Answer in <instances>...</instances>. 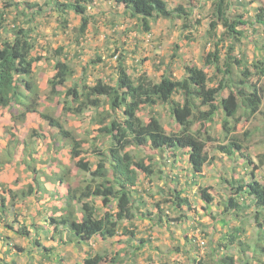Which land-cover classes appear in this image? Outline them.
Instances as JSON below:
<instances>
[{"label":"trees","instance_id":"16d2710c","mask_svg":"<svg viewBox=\"0 0 264 264\" xmlns=\"http://www.w3.org/2000/svg\"><path fill=\"white\" fill-rule=\"evenodd\" d=\"M111 1L116 7H122L124 15L135 20V24L142 32H149L150 24L154 20L159 18L182 19L185 14L183 6L177 5L170 8L165 0ZM19 3L16 0H4L0 12L1 30L5 29L7 14L11 9H14L15 12L11 24L3 32L6 34H0V108L8 110V114L15 125L17 122H22L27 113L37 114L49 128L55 130L54 135L57 134V137L55 136L49 142L51 147L55 142L60 143L52 153H56L57 150L59 152L64 151V146H68L66 156L69 160H73L75 165V169L70 170L66 163L57 162L55 167H57L58 172H54V170L49 174L44 172L46 177H57L59 182H65L68 186L67 196L61 207L62 213L56 217L51 216L48 219L49 224L54 229L66 228L69 232L66 234L68 241L73 240L77 244L87 243L97 236L107 239L120 233L134 235L132 229L130 230L123 225V222H129L132 227H135L133 220L136 216V209L139 207L136 206L133 195L136 193V188L133 187H136L138 183L140 184L141 175L146 178H151L153 174L160 175V170L164 165L163 161L158 164L152 155L158 154L159 157H163L162 159H170L178 154L180 157L186 154L192 171L199 174L214 161L216 151L227 157H232L237 151L244 158L246 164H253L248 171L240 172L237 178L234 176L235 172L231 173L230 177L219 176L218 185L214 191L212 185H200L198 188V196L206 206L210 203L215 205L214 200L220 198L221 208L217 207L215 213L197 212L196 218L190 216L186 212L193 210L190 198L182 197L180 190L174 186V189L167 187V189L161 190V199L152 204L154 207L152 216L155 217V224L165 222L168 229L170 225H176V222L185 223L190 220L191 224L185 230L183 229V237L186 241L184 244L190 246L189 250H184V254H190V250L196 252V256L189 255L192 264H264V243L260 245V253L257 250L253 251L250 247L255 237H264V183L261 182V179V181L258 180L256 176V171L260 165L251 160H246L247 156L242 152L244 146L240 138L236 135L227 136L234 131V126L240 118L244 117V119L249 120L258 113L262 102L263 91L260 82L264 77V59H257L248 65L241 58L234 56L233 51L236 40H239L244 34V30L239 26L253 25L255 27L258 24L264 27V7L258 8L253 18L245 19L242 14L234 17L228 16L230 0H214L212 2L214 17L209 21L207 32L215 35L217 27L219 25L223 27L221 36L213 43V49L203 57V65L214 69L213 84H210L211 79L203 67L188 64L183 66V74L179 78L174 76L170 66L166 64V68L158 80L152 79L136 64L135 71L137 74L133 77V74L129 73L124 59L119 57L115 66L114 80L110 78V82H108L99 78L93 84H88L81 82L80 79V81L73 82L71 86L66 88L62 93L61 110L76 116L91 110L88 123L91 126L96 125L93 141L107 137L106 151L100 152L98 160L92 162L83 156L81 146L82 142L85 141L84 139H80L75 131L67 129L60 116L39 110L41 91L36 79L34 63L47 59L48 56L33 54L37 40L32 36L36 27L32 22L35 17L33 12L37 11L40 14L41 6L29 2ZM91 3L92 0H64L63 2H54V8L59 14L70 10L79 15L78 32L81 36L91 17L87 13ZM238 4L243 6L240 2ZM243 8L245 9V6ZM18 15L26 16L27 20L20 24L17 22ZM61 19V27L65 31L67 19L66 17ZM25 22H27L26 26L24 25ZM225 36L231 39V43L226 46L223 59H221L222 52L219 45ZM50 54L53 56L51 65L54 72L46 83L48 86L47 96L51 97L60 94L59 87L63 86L72 76L73 68L66 59L62 58L61 47L52 49ZM174 57L175 54H172L170 58ZM221 60L222 62H220ZM163 61L162 59L159 60L160 63ZM234 64L242 66L237 82L230 80L231 65ZM251 69H254L255 80L253 81L249 80L250 75H252ZM217 73L221 74V78L218 80ZM226 89H228V94L217 100L218 95ZM156 105L167 107L170 118L175 125L173 129L167 130L162 125L158 114L152 111L151 108ZM142 107L149 108L150 114L147 120L138 115V110ZM218 111L223 113L221 129L225 133L224 137H230L227 142L223 143L217 142L210 135L213 119ZM231 118L234 120L232 124ZM43 135L40 134V137ZM17 139L14 135H10L3 154L6 160L0 161V167L13 159L12 149L19 144ZM22 143V153L26 158L28 143L24 141ZM146 145L151 149L152 155L147 153L145 156L136 157L131 150L133 147ZM93 147V151L98 152V147L94 145ZM162 152L165 154L161 155ZM262 164L263 162H261ZM25 165L29 166L26 163ZM77 171L83 173L81 174L82 180L72 185L70 179ZM167 174V172L163 174L166 179L164 183L170 182L167 177L169 174ZM246 178L249 180L245 181ZM37 179L36 176L33 178L34 186L27 184L20 190L9 189L5 184L0 183L1 212L8 205H6V197L2 193L9 197L8 203L15 199L25 198L33 193L35 186L39 184ZM222 189H226L227 196L225 199L220 193ZM245 195L252 198L248 203H245L244 200V205H241L238 197ZM216 196L217 198H215ZM95 199L100 201V208H104L102 213L97 212ZM138 201L143 202L142 198H139ZM162 203H168V209L174 208L179 211V214L169 219L168 213L160 207ZM206 206L203 209L209 210V207ZM168 209H166L167 212ZM141 213L143 215V212ZM206 214L214 221L222 219L221 227L226 225L228 231L226 233L221 232L218 238L213 239L207 232L208 225L200 221V218ZM0 219L3 220V216H0ZM231 220H237L238 224L229 226ZM194 224L196 229H199V237L205 239L202 254L199 251L200 247L196 236L188 233L189 230H196ZM252 224L257 232L250 236L247 235V231L252 227ZM4 227L19 237L26 238L29 236V230L25 224L16 230L8 223H4ZM0 239L5 242L8 241V243H11L12 240L7 234ZM143 241L140 240L133 247L134 249H124L125 255L122 257L128 259V256L131 255L130 258L135 261V252L143 245ZM31 244L30 248L42 247L47 250L37 239L32 240ZM177 245L174 247L175 251L180 248L179 242ZM17 248L22 250L21 246L17 245ZM108 255L107 249L101 253H88L83 263H115L119 259L118 253H115L111 258ZM116 263L127 264L123 260ZM176 263L178 261L175 260L172 263L162 262L161 264ZM179 264L183 263L179 261Z\"/></svg>","mask_w":264,"mask_h":264},{"label":"rangeland","instance_id":"374dc122","mask_svg":"<svg viewBox=\"0 0 264 264\" xmlns=\"http://www.w3.org/2000/svg\"><path fill=\"white\" fill-rule=\"evenodd\" d=\"M20 2L19 4H22L23 2H29L30 4H38L41 6V10H39L40 14L37 13V11H34L35 17L33 24L36 25L34 31L32 32V36L36 38L37 45L36 49L33 51L34 55L42 54L45 51V54H48V47L45 48V42H51L54 43V46L58 42H63L64 40H67L71 33L73 32L72 28L76 27L80 23V17L79 15H76L73 11H66L63 14H59L56 9L54 8V2H63L64 0H17L16 2ZM68 1V0H67ZM72 1V0H70ZM104 4L102 6H97L95 9H87V13L90 17L89 23L86 28V32L84 35L88 34L86 39L87 44H83L82 58H78L73 62V74L72 76L67 80V82L60 86V94L58 96H47L48 94V86L45 89V79L51 72V62L48 65H41L38 64L36 67V79L38 82V85L40 86V103H39V110L40 111H46L52 115L60 116L62 122L64 123V126L67 129L73 130L76 132L77 136L80 139H84L85 141L82 142V151L83 156L88 158L92 162H96L99 158L100 152H105L107 148V137H101L99 140H94V134L96 125H92L88 123V116L90 114V111L84 112L82 115L76 116L70 113H64L61 110L62 106V100L63 96L62 93L72 85L73 82L80 81L86 82L88 84H93L96 79L102 78L105 81L110 82V78L114 80L115 78V66L117 64V60L119 57H122L124 59L125 64L128 66L129 73L133 74L132 76L135 77L137 74V71H135L136 64L138 65V68L145 71L152 79L158 80L160 75L164 72V69L166 68V64L170 66V70L174 74L175 77L179 78L183 74V66L185 65H197L199 67H203L204 70L207 72L208 77L211 79L210 84H213L212 82V76L214 74V69L212 67H205L203 65V57L206 55L207 52L211 51L213 49V43L218 40V37L221 36V33L223 31V27L219 25L215 31V35L208 34V24L209 21L214 17L212 14V2L214 0H178L176 3L173 0H169V6L173 5H181L183 6L185 10V14L183 15L182 19H163L159 18L157 20L152 21V31H151V40L143 43L141 40V37H132V34H127L128 31L124 32L125 29L119 30L120 32L123 31V33H114L117 34L115 37V41L110 39V32H111V25L115 26H122L123 24H130L128 27V30H131V32L136 31L135 26L132 24L135 23V20H132L128 18L126 15H124V11L122 7H116L114 3L108 0H103ZM255 2L254 6L257 7L260 5L264 6V0H243L245 6V9L243 6L239 5L238 2H235V0H230L231 5L228 9V16L234 17L239 14L243 15V18L249 19L253 18L255 12L250 10L248 3L249 2ZM3 2L4 0H0V12L3 8ZM47 2V3H46ZM24 4V3H23ZM21 6V5H20ZM251 6V5H250ZM29 10V9H27ZM36 10V9H34ZM247 10V12H244ZM91 11L93 14H91ZM7 19L5 21L4 28L7 29L8 25L11 24L12 18L15 16L14 9H11V11L7 14ZM67 19L66 24V31H64L61 27L62 19ZM186 18V19H184ZM24 20H27L26 16L18 15V21L20 24L24 22ZM186 23H185V22ZM22 22V23H21ZM27 22L24 23L26 26ZM91 24H94L96 26V30L91 27ZM166 26V27H165ZM130 27L132 29H130ZM169 28V35L167 38L161 37L159 40L152 37V34L154 33L155 36L159 33L161 34L165 28ZM134 28V29H133ZM239 28H242L244 30L243 36L236 40L233 55L241 58V60L245 61L248 65H250L252 62H254L257 59H264V27L262 25L256 24L255 27L253 25H241ZM0 29V34H6L3 33L4 30ZM138 31V29H137ZM142 32V31H141ZM123 34V38H122ZM142 33H140L139 30V36H141ZM8 36V34H7ZM161 35H158L160 37ZM231 43V39L227 36L224 37V40L220 43L219 47L221 48V59L223 56V53L226 49V46ZM177 45V48L175 46ZM48 46V45H47ZM53 47H51V50ZM172 54H175L174 58H170ZM69 55V52H68ZM116 55V56H115ZM164 60L163 63H160L159 60ZM141 60V62H140ZM104 63V65L102 64ZM139 62L140 64H138ZM222 62V60L220 61ZM47 63V62H46ZM50 65V66H49ZM41 66V67H40ZM221 66V64H220ZM231 82H237L242 66H236L231 65ZM254 69H251V74L249 80H255ZM41 72L40 74H38ZM217 80L221 78V74L217 73ZM260 86L262 88V102L259 108L258 113H256L252 118L249 120L244 119V117L240 118L239 122L235 124L234 131L230 135L232 136L236 135L238 138L241 139V143L243 144L244 148L242 149V152H244L247 156L248 161H252L258 165L261 166V175L262 183H264V77L260 82ZM228 94V89L223 90L219 95L218 99L222 97H225ZM69 100V99H67ZM153 112H156L158 114V117L160 118V121L162 125L167 129H173L175 127L174 122L170 118L169 111L167 107H164L162 105H156L152 108ZM9 113L8 110L2 109L0 110V117L3 116V113ZM149 108L142 107L138 110V115L143 118L144 120H147L149 115ZM37 115V114H36ZM38 116V115H37ZM39 117V116H38ZM40 118V117H39ZM41 119V118H40ZM223 119V113L221 111H218V113L214 117V121L212 123L211 129H210V135L213 136L217 142H227L229 138H225V133L221 129V121ZM42 120V119H41ZM43 121V120H42ZM44 122V121H43ZM234 123V120L231 118V124ZM45 126L43 125L39 127L38 129L30 128L27 131V135H25L22 140L21 134L19 138L17 137V134L13 131V129H16V126H4L3 129L0 128V143L1 141H5L6 138L10 139V135H14L17 137L19 144L16 146V148L12 149L13 154L17 152L19 149L22 141L28 143V147H26V154L31 153V151H34V154L38 155L35 156L33 159L34 162L31 161L32 156H27L26 158L23 155V159L20 161H15L16 170L18 165L26 164L36 166L37 164H43L52 166L56 159L58 162H62L63 160H66L67 166L70 168V170L75 169L74 161L69 160L67 156L63 153V151L59 152V150L55 151L56 153H52V151L56 150V148L60 145V143L55 142L53 144V147L50 146V143L53 138L57 134L54 135L53 133H50L46 127V123L44 122ZM35 130V132H34ZM43 131L47 132V135H43ZM40 134L43 135L40 137ZM97 146L98 149L95 153L93 151V145ZM6 142V141H5ZM66 143V141L64 140ZM25 143V144H26ZM58 143V144H57ZM106 143V144H103ZM2 144V143H1ZM57 144V145H56ZM216 145V143H213ZM211 144L212 146H214ZM67 145V144H66ZM25 146V145H24ZM69 147L64 146L63 150H67ZM5 148L3 150L0 149V161H5L6 157L3 155ZM132 152L136 155V157L145 156L148 154H151V149L148 148V146H142V147H133ZM165 153L162 152L161 155H164ZM219 157L216 158V161H214L215 166H223V153L216 151L215 153ZM155 156H158V154L152 155V158L154 160ZM226 156V155H225ZM227 158V157H226ZM161 157H159V160L161 161ZM244 159L237 151L235 152V156L231 157V159L227 158L225 161V165H228V162L230 163L229 166L233 167V164L237 165L239 164V160ZM13 159H11L12 161ZM184 160V159H183ZM157 161V160H156ZM216 162V163H215ZM261 162L263 164L261 165ZM251 164V163H250ZM183 161L180 160V167L183 168ZM167 168H162L160 170L161 178L163 179V174L167 171L171 172L172 168L168 166H164ZM219 168V167H218ZM216 167H211L209 165V168L206 169V179L201 180L207 184H210L214 187L213 191L217 188V170ZM227 169H230V167H227ZM168 172V174H169ZM82 172L77 171L74 176L70 179V183L72 185H75L77 182H81L82 180ZM167 174V175H168ZM19 180L22 181L25 179L24 175L21 176L20 173ZM154 178H156V175L153 174ZM153 176L151 178H148L150 184L146 189L143 188V183H146V177H143L141 175L140 180V188H142L143 191H140V198H142L143 202H139V194L137 191L135 194V200H136V206L138 209H136V216L133 220L134 226L132 227L129 223L125 225L128 229H132L134 231V237L133 240H135L137 243L140 242V240H154V241H164L166 240L165 244L171 245L169 243L170 239L173 243V246L180 240H183V229L185 230V224L186 222H176V225H170L169 229L166 228L165 222L161 224H155L154 215L152 216V209L153 203L155 200H157V196L159 195L160 190L167 189V187L173 185L179 188L180 186L176 183H172L171 181L168 183H163L158 179H153ZM166 180V179H165ZM204 183V184H205ZM149 183H146L148 185ZM169 184V185H168ZM164 187L162 189L159 186ZM186 187V186H185ZM221 191L220 193H222ZM144 196V197H143ZM190 198L192 202V208L193 210H188V214L192 217L196 218L197 210V200H198V194L193 190H190L187 192V198ZM196 207H193L195 206ZM168 203H162L160 204V207L163 208V211L168 213V218H173L179 214V211L173 209H168ZM168 209V212L167 210ZM143 212V215L142 213ZM191 217V218H192ZM190 221V220H189ZM205 223V222H203ZM251 223V222H250ZM207 224V223H205ZM252 226V225H251ZM195 229L197 228L194 224ZM217 229V228H216ZM249 229V228H248ZM252 229V227H251ZM209 230V228H207ZM172 233H170V232ZM257 232L256 229H252L248 235H252V233ZM167 233L169 235V238L167 236ZM189 235L196 236L197 243L200 247V252H203V242H205V239L199 237V229L196 230H189ZM211 233V232H209ZM129 235V234H124ZM141 235V236H139ZM255 235V233L253 234ZM18 243L13 242V244L21 246L22 244L25 247H31L32 240H35L33 236H28L26 238L24 237H15L14 238ZM97 242V241H95ZM93 242V247H98V242L95 244ZM115 241H113L114 243ZM264 243V237L261 236L255 237L253 243L250 245L253 251H256L260 253V245ZM33 244V243H32ZM111 245V244H110ZM110 245L102 244L103 246L107 247L106 249L112 250ZM159 249L157 252H155L154 249H148L146 251H140L136 250V256L135 261L131 258L127 259V264H161L162 262H169L172 263V260H176L179 255H183L181 252L170 253V250L168 247H164V245H161L156 247V249ZM256 248V249H255ZM101 250V249H100ZM122 252V250L119 251V253ZM35 254V253H34ZM114 255V252L112 253ZM38 255H34L33 258H36L37 261ZM76 256L73 255V259H70V264H76V262H80L79 260H76ZM63 256H61V259L55 264H62ZM124 262H126V259H122ZM35 261V262H36ZM119 259L116 261L118 262ZM121 261V260H120ZM115 262V263H116ZM53 263V262H52ZM113 264V263H112ZM215 264V263H214Z\"/></svg>","mask_w":264,"mask_h":264},{"label":"crops","instance_id":"0c3cea01","mask_svg":"<svg viewBox=\"0 0 264 264\" xmlns=\"http://www.w3.org/2000/svg\"><path fill=\"white\" fill-rule=\"evenodd\" d=\"M17 1V0H16ZM111 1V0H108ZM167 2L168 7L170 8H174L175 6H177L175 4L170 5L169 6V0H165ZM175 3L178 0H173ZM112 2V1H111ZM235 2H240L243 3V0H235ZM113 3V2H112ZM255 2H249V9L254 12L257 11L258 8L264 7L263 5L257 6V7H252L254 6ZM104 1L103 0H92V3L90 4V6H88V9H95L97 6H103ZM251 5V6H250ZM247 10H245L246 12ZM91 14L92 11H91ZM152 24H150V31L149 32H141L142 35L139 36V29L137 27V25L135 23H133L132 25L135 26V30L131 32V30H128L129 25L130 24H123L122 26H113L111 25V32H110V39H112V41L115 39L117 34L114 33H123V31H119L122 27V29H125L124 32L128 31L127 34H132L131 37H141V40L143 43H146L148 41L151 40V31H152ZM79 26V25H78ZM78 26L73 27L72 30L73 32L71 33V35L69 36V38L67 40H64L63 42H58L55 46L54 43L52 44L51 42H45V48L48 47V58L46 59H42L38 62L34 63V71L37 75L36 72V67L38 66V64L40 63L41 65H48L53 63V56L50 54L51 53V47H53V49L55 50L58 47L62 48L63 51V59H66V61L72 66L73 62L75 60H77L78 58H82V56H80L82 54V45L83 44H87V40L86 37L88 34L84 35L86 32H83V34L81 36H79V32H78ZM91 27L93 29L96 30V26L94 24H91ZM132 27V26H131ZM130 27V29H132ZM166 27V26H165ZM134 29V28H133ZM138 29V31H137ZM67 30V29H66ZM65 30V31H66ZM158 35H161L160 37H158ZM155 36V34H152V37L155 39H160L161 37H163V35H165L163 38H167V36L169 35V28H165L163 30V32L160 34H158ZM122 38H123V34H122ZM115 41V40H114ZM48 45V46H47ZM69 52V55H68ZM42 56L46 55L45 51L44 53L40 54ZM47 62V63H46ZM102 64L104 65V63L102 62ZM50 66V65H49ZM41 67V66H40ZM39 68V67H37ZM73 68V67H72ZM54 70L53 68H51V72L49 73V75L46 77L45 82H47V79L53 74ZM41 72H39L38 74H40ZM38 77V75H37ZM102 79V78H101ZM47 87V83L45 84V89ZM40 88V86H39ZM41 91V90H40ZM5 109V108H0V110ZM13 126L15 125V123H13V121L11 120V117L8 113L4 112L3 116L0 117V128L3 129L4 126ZM43 125V127L45 126L44 122L35 114V113H27L25 119L22 122H17L16 123V129H13V131L17 134L19 133V135L21 134V138H19L18 134L17 137L19 139L22 140V138L27 135V131L30 128L33 129H38L39 127H41ZM47 129L49 128L46 125ZM49 132L50 133H55V130L52 128H49ZM44 135H47L46 131H43ZM9 138H6L5 141H1L0 143V149L3 150L4 148H6V144L8 142ZM23 142V141H22ZM23 149V143L20 145L19 149L17 150V152L13 155V160L8 162V163H4L2 167H0V183L5 184L7 186V188L12 189V190H20L23 189L25 187V185L27 184H31L32 186H34V180L33 178H38L37 181L39 184H37V186H35V190L33 191V193H31L30 195L26 196L25 198H21V199H15L13 202L8 203L9 201V197L2 193L5 197H6V208L3 212H1L0 210V216H3V220L0 219V238L3 237V235H8L9 238H11V243H8L3 241L2 239H0V264H55V262L59 261L61 259V256H63V261L62 264H70V259H73V255L76 256V260H79L80 258V262H76V264H84L83 260L84 258L87 256L88 253L90 254H94V253H101L104 252L105 249L107 247L103 246V248L101 247L102 244L105 245H110L112 250H108V256L109 258L113 257V252L118 253L119 254V261L123 258L126 259L124 257H122L124 254V249H129L131 250L133 247L136 246V244H138L135 240H133L132 237H134V235H124L122 233L111 237V238H107V239H102L99 236L97 237H93L92 239H90L87 243H75L73 240H69L66 238V234L69 232L67 231L66 228L64 227H58L57 229H54L52 225L49 224L48 219L53 216H59L62 213L61 207L63 206V201L65 199V197L67 196V184L65 182H59L57 180V177H46L45 173H50L52 172V170H54V172H58L57 167H55V164L53 163L52 166H48V165H43V164H37L36 166L33 165H18L17 166V170H16V165H15V161H20L21 159H23V153L22 150ZM5 151V150H4ZM63 153L66 155L67 154V150H64ZM240 154V153H239ZM224 155V154H223ZM241 155V154H240ZM28 156V154H27ZM26 156V157H27ZM29 156H32L31 161H33V159L35 158V156H38L37 154H34V151H31V153H29ZM235 154L232 156L234 157ZM219 157V155L215 157L214 161H216V158ZM224 155L223 157V162L224 165L223 166H215L214 165V161L209 164L211 167H216L218 168L217 170V176H216V181L218 180L219 176H231L230 174L235 172V178H237L240 174V172L243 171H248L251 166L253 165L252 163L250 164H246V162L244 161V159H240L239 160V164H233V167L229 166L230 163L228 162V165H225V161L227 158L231 159V157H227ZM163 158V157H162ZM155 159L157 160V163L160 164L161 161L164 162V165H162V168H167L164 167L165 165L170 167V169L172 170L171 172L167 171V173L169 172V176H167L169 178V181L172 180V183L176 182L178 183V185L180 186L178 189L180 190L182 197H186L187 196V192H189L190 190H193L196 195L198 194V188L199 186H204V185H210L207 184L201 180L206 179V169L209 168V165L199 174L194 173L187 161V155L184 154L183 157H180L179 154L177 156L171 157L170 159H161V161L159 160V156H155ZM182 159L183 161V168L180 167V160ZM184 159V160H183ZM57 164V159L54 161ZM66 162V160H63L62 163L64 164ZM216 163V162H215ZM227 167H230V169H227ZM157 168H159L157 166ZM261 166L259 167V169H257L256 171V176L257 179L260 180V178H262L261 175ZM36 173H35V172ZM45 172V173H44ZM18 173L21 174V176L24 175L25 179H23L22 181H20L19 179V175ZM75 173V172H73ZM166 177V178H167ZM153 179H158L160 180L163 185L165 182V177L163 176V179L161 178V175H157L156 174V178ZM249 180L248 178L245 179V181ZM146 183H149L148 185L145 186L146 183H143V188L146 189V187H148L150 184L149 179L146 178ZM261 181V180H260ZM262 182V181H261ZM205 183V184H204ZM140 184L138 183L136 185V192H138L139 194V198L140 196H142L140 194V191H143L142 188H140L139 186ZM161 187L162 189H164V187ZM186 186V187H185ZM176 187V186H175ZM169 188L174 189V186L171 185L169 186ZM221 191L223 194L224 199L226 198L227 194H226V189H222ZM135 197V196H134ZM144 197V196H143ZM157 200H160L162 197V191L160 190L159 195L157 196ZM217 198V196L215 197ZM250 196H241L238 197L239 202L241 205H244V200L246 201L245 203H248V201L250 200ZM155 200V201H157ZM219 200L215 199V205L210 203L208 204V206H206L204 204V201L198 196V200H197V211L199 213H203V212H212L215 213L217 207L221 208L220 204H219ZM171 202V201H170ZM95 204L97 207V212L98 213H102L104 210V208H100V201L95 199ZM209 207V210L207 209H203V207ZM184 207V206H183ZM193 207H196L193 206ZM185 209V207H184ZM253 210V208L251 209V211ZM102 211V212H101ZM188 214V211H186ZM78 213V211H77ZM3 214V215H2ZM249 214V213H248ZM137 215V214H136ZM137 217V216H135ZM229 217V216H228ZM198 219V218H197ZM200 221L207 223L209 230H207L208 234L211 235V237L213 239L218 238L221 235V232L226 233L228 231V227H226V225H224V227L222 228L221 226V220H212L210 218V216L208 214L203 215L200 218ZM4 223H8L9 225L12 226L13 229H18V227H20L21 225L25 224L26 227L29 230L28 235L29 236H33V238L36 240H38L39 243L42 244L43 247L47 248V250H44L42 247H34V248H29V247H25L23 244L21 245L22 250H20L19 248H17V245L13 244V242L18 243L14 238L17 237L18 235L15 234L13 231L6 229L4 227ZM129 222H123V225H127ZM190 221H188L187 224H185V227H187L188 225H190ZM237 220H231L230 221V225L229 226H236ZM254 225L252 224V229ZM217 228V229H216ZM251 229V228H250ZM247 231V235L250 233L251 230ZM211 232V233H209ZM141 236V235H139ZM167 236L169 238V235L167 233ZM19 237V236H18ZM62 237V239H61ZM97 241L98 242V247H93V242ZM113 241H115L113 243ZM171 241V239H170ZM171 245L169 244H165L164 241H154V240H146L145 242H143V245L141 246L140 251H146L148 249H154L155 248V252H157L159 249L156 247L161 245H164V247H168L170 250V253H174L176 252L174 250V247L177 245V241L175 242V246H173V243L170 242ZM95 242V244L97 243ZM184 243H186V241L180 240L179 241V245L180 248L178 249V252H181L183 255H179L178 258L176 259V261H181L183 264H192L190 263L191 258L189 257V255L196 256V252H193L192 250H190V254H184V250H189L190 246L185 245ZM32 245V244H31ZM178 246V245H177ZM176 246V247H177ZM101 249V250H100ZM134 249V248H133ZM122 250V252L119 253V251ZM35 253V254H34ZM114 253V254H115ZM202 254V252H200ZM34 255H38V259L37 261L35 260L36 258H33ZM130 255V254H129ZM131 256V255H130ZM130 256H128V258H130ZM132 257V256H131ZM36 261V262H35ZM173 262L175 260H172ZM53 262V263H52ZM122 262V260L120 261ZM127 262V259H126ZM60 264V263H58ZM100 264H112L110 262H102ZM113 264H117V263H113Z\"/></svg>","mask_w":264,"mask_h":264}]
</instances>
